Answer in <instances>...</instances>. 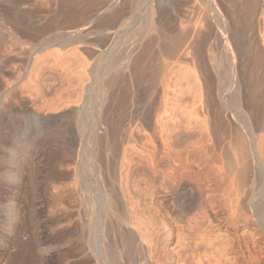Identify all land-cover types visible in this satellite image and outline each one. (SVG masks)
<instances>
[{
    "label": "rangeland",
    "instance_id": "1",
    "mask_svg": "<svg viewBox=\"0 0 264 264\" xmlns=\"http://www.w3.org/2000/svg\"><path fill=\"white\" fill-rule=\"evenodd\" d=\"M249 1L0 0V264H264Z\"/></svg>",
    "mask_w": 264,
    "mask_h": 264
},
{
    "label": "bare ground",
    "instance_id": "2",
    "mask_svg": "<svg viewBox=\"0 0 264 264\" xmlns=\"http://www.w3.org/2000/svg\"><path fill=\"white\" fill-rule=\"evenodd\" d=\"M256 1H258V0H253L252 2H250L249 1V3H248V6H246L244 9H242L243 11H244V14H243V11H241L240 9H237L239 12L241 11L242 12V14H243V16L245 15V19H244V17L242 16V15H240V16H242L243 17V19L245 20H242V19H240V17H239V19L241 20V21H239L238 23L241 25L240 27H241V29L244 27L243 25L244 24H246V20L247 19H250V18H252L253 17V15H254V17H255V14H257V12H256V8H257V4H258V2H256ZM239 2V1H238ZM245 3H246V1H245ZM236 4V3H235ZM242 4H244L243 2H242ZM241 4V5H242ZM246 5H247V3H246ZM241 7V6H240ZM240 7H237V8H240ZM234 8V7H233ZM258 9V8H257ZM236 10V9H235ZM236 10V11H237ZM238 12V13H239ZM235 13V12H234ZM237 16V15H236ZM238 17V16H237ZM241 17V18H242ZM253 17V18H254ZM236 18V17H235ZM238 19V18H237ZM238 19V20H239ZM255 19V18H254ZM237 20V21H238ZM252 20V19H251ZM248 22H250V21H247V23ZM252 22V21H251ZM251 22H250V24H251ZM235 23V22H234ZM239 24H238V26H239ZM249 24V25H250ZM248 25V24H247ZM243 26V27H242ZM75 27V26H74ZM74 27H73V29H74ZM237 27V26H236ZM72 28V27H71ZM76 29H77V27H75ZM246 28V27H245ZM72 29V30H73ZM250 30H252V29H250ZM76 31V30H75ZM252 32V31H251ZM75 33V32H74ZM81 34V33H80ZM255 34V33H254ZM204 35V34H203ZM222 35H224V34H222ZM205 36H207V35H205ZM232 36V35H231ZM202 37H204V36H202ZM231 41V40H230ZM182 43L184 44V38H176V37H170V39L168 40V48H166V50H164L163 49V53H166L167 55H169V56H172V55H174L175 53H177V51H178V49L181 47V45H182ZM255 43V42H254ZM253 43V44H254ZM257 44V43H256ZM235 45V44H234ZM255 45V44H254ZM242 46V45H241ZM244 47H242V48H245L246 49V47L248 46H246V45H243ZM246 46V47H245ZM252 46V45H251ZM257 46V45H256ZM255 46V47H256ZM231 47V46H230ZM249 47V46H248ZM247 47V48H248ZM254 47V46H253ZM164 48V47H163ZM235 49V48H234ZM245 49H244V52H245ZM250 49H251V47H250ZM249 49V50H250ZM253 49V48H252ZM260 49V48H259ZM240 50V49H239ZM261 50V49H260ZM243 51V50H242ZM248 51V49L246 50V56H245V60H243L244 58L243 57H241V58H243L242 60H241V64H240V67H241V74H242V76L244 77V80H243V82H244V85H245V87H246V90H248V92H250V94L249 95H251L247 100H253V101H256V103H257V105L258 106H260L261 105V102L260 101H262V104H264V81H263V79H262V76L261 75H259V71H261L262 70V68H261V66L263 67V65H264V61H263V55L264 54H262V53H260L261 51H259V50H256V51H254V49H253V51L252 50H250L252 53H250L249 51V53L247 52ZM242 56V55H241ZM238 68V67H237ZM264 68V67H263ZM263 71V70H262ZM262 74V73H261ZM244 87V88H245ZM262 88V89H261ZM246 90H245V92H246ZM246 95V94H245ZM247 96V95H246ZM247 98V97H246ZM245 98V99H246ZM235 100H237V98H234ZM234 99H233V101H234ZM234 102H236V101H234ZM250 103H251V101H250ZM258 103H260V104H258ZM251 105H254V103L253 104H251ZM258 106L256 107V104L254 105V108L256 109V108H258ZM261 107V106H260ZM262 109H264L263 108V106H262ZM260 112H262V111H260ZM264 114V113H263ZM261 118H262V116H261ZM260 124V123H259ZM259 127V126H258ZM261 127V126H260ZM258 130V129H257ZM239 132V131H238ZM243 138V137H242ZM241 138V136L239 135V136H237V140H238V142H239V144H241L242 146H243V139ZM253 150V149H252ZM115 200V199H114ZM113 245V244H112ZM112 248V247H111ZM100 258V257H99ZM127 260V259H126ZM129 261V260H128ZM133 263V262H132Z\"/></svg>",
    "mask_w": 264,
    "mask_h": 264
}]
</instances>
